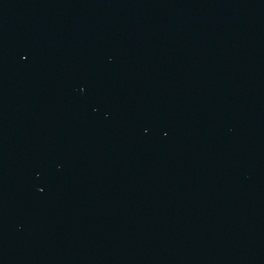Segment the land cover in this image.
<instances>
[{
  "label": "water",
  "instance_id": "obj_1",
  "mask_svg": "<svg viewBox=\"0 0 264 264\" xmlns=\"http://www.w3.org/2000/svg\"><path fill=\"white\" fill-rule=\"evenodd\" d=\"M0 264H264V0H0Z\"/></svg>",
  "mask_w": 264,
  "mask_h": 264
},
{
  "label": "snow or ice",
  "instance_id": "obj_2",
  "mask_svg": "<svg viewBox=\"0 0 264 264\" xmlns=\"http://www.w3.org/2000/svg\"><path fill=\"white\" fill-rule=\"evenodd\" d=\"M26 58V57H25Z\"/></svg>",
  "mask_w": 264,
  "mask_h": 264
}]
</instances>
